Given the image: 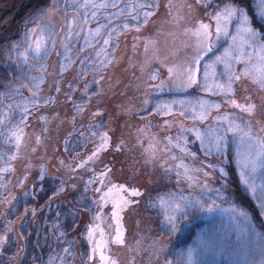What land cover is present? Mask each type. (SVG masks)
<instances>
[{
	"label": "rangeland",
	"instance_id": "rangeland-1",
	"mask_svg": "<svg viewBox=\"0 0 264 264\" xmlns=\"http://www.w3.org/2000/svg\"><path fill=\"white\" fill-rule=\"evenodd\" d=\"M157 1L158 0H149V2L153 3L154 8L155 5L158 3ZM54 2H57L60 5L61 14L52 17V22L55 24L54 30L52 28H49L50 32L54 31L55 36L57 37V42L56 47L54 49H51V44L49 45L51 49V54L45 61L47 66V72L43 77L44 81L48 73L49 66L57 59L59 62L60 71V64L61 62H63L64 59L65 49L60 46L59 41V37L65 35V33L61 31V25L64 24L63 13L67 12L69 19H71L73 15H77V9L73 7H64L66 2L71 5L73 4L74 0H51L49 5L53 4ZM75 2L82 3L83 0H75ZM144 2L145 0H120V7L124 9L125 12H127L128 9L127 7H125L126 5L139 4ZM165 2L166 5H168L169 3L172 5V16L184 17V9H182V5L179 6V4H177L175 8V6H173L174 4L171 3L172 0H166ZM254 2L255 0H252V6L254 5ZM109 3H111V0H109ZM223 5L224 3L222 5H219V7H217L216 9L214 8L215 11L218 10V8H222ZM157 10L158 9H156V11ZM197 10L199 11V8ZM83 11V9H80L79 14L77 15L78 24H80L83 19ZM139 11L140 9H137V12ZM215 11L210 9V12ZM114 12H116V9H113L111 7L100 10L98 16L95 19H90L88 23L81 25V27H83L84 33H87L89 29L96 28L98 23H107L105 16L109 13ZM253 12H255L254 7ZM172 16L169 15L168 7L164 6L163 8H159L156 16L148 22L144 30L139 34V40L135 38L136 42H133L134 45L131 46L132 49H134V54L137 55V61L139 58L138 62L145 68L148 67V72H146L145 74L149 73L153 65H157L155 67L160 71L162 75H165V77L159 79L156 70H153L152 72H150V74H148L149 79L153 73L156 75L155 80L150 79L151 81H153V83L150 85L159 84L161 81H164L165 86L162 90L149 86L146 98L144 99V101L147 99L149 103L145 104L143 101L140 106V109L142 111L154 112L157 103L160 102H195L198 99H205L210 102L217 103L221 107L223 100L226 101L224 95H213L203 91V65H201L199 73V86L193 85L192 87L186 89L176 87V81L170 80L168 78L169 67H175L176 70H180L183 66L186 65L187 59L191 55H193L192 48L190 46L185 47V44H191L192 41H190L189 37L184 34V28L191 27L195 23V21L201 20L197 19L198 17L194 16L190 17V20H188L187 17H184V19L180 22V26L177 27L173 22ZM37 22L38 20L36 19L34 24L28 29L33 28ZM124 23H129V29H135L134 27H131V25H135L136 21L131 20L130 17L128 20H124L123 18L119 20L115 18L113 19L114 25H120L122 27ZM140 24H143L142 19L140 20ZM212 24L214 30L213 21ZM232 29L235 30V25H232ZM26 30L21 33L20 37L16 41H19L24 37ZM76 30L79 31V28H77ZM126 31H121L120 35L124 34ZM84 33H82L79 37L73 35L71 37V40L68 42V55L72 56L73 60L76 61L72 65V68H74L75 71L79 70L81 67L80 60H85V58H87V61L92 62L91 64H88L86 61V71L88 69L92 71V68L96 66L99 60H104L106 63L108 60H110V56L114 52L116 44H118V37H116L111 42V45L106 47L107 55L105 56L103 53H101V55L98 57L97 52L101 47H104L103 40L101 39L99 43L93 41L92 47H86L84 43ZM149 41H155V44L153 45L149 43L148 50L146 51L145 45ZM81 48H84V52L79 51ZM128 49L129 48H127V50ZM57 53H59V55ZM51 55L53 56L51 57ZM211 58L212 57H209V59ZM118 60H121L120 56ZM236 67L240 68L243 67V65H237ZM104 68H100L97 74L99 75V73ZM119 71L120 70H116L112 73L116 75ZM223 71L224 69L222 66L217 67L218 75L216 78L218 80H221V82H223V79L221 76H219V73H222ZM84 72L85 71H83V74ZM25 73L31 76L39 75L38 68H32L31 70H28L26 68ZM16 75H18V71L16 69L14 61L8 60L7 57H5L2 62H0V93L6 91L4 87L5 82L10 80V77L11 79L15 78ZM60 77L61 75H59V78ZM165 79H168L169 82H166ZM209 79L211 81V77ZM18 83L20 85H27L28 81L22 77L18 81ZM65 86L69 87V84H65ZM73 89L69 90L71 92L67 93V96L69 98L71 96L73 97L72 104L75 105L73 109L71 108L72 104L61 105V101L63 100L60 99V104L51 109V114L52 112H54L53 117L41 115V117L47 118V124H45V121L42 120L41 117L39 122L33 123V120L31 118H34L33 115H35L34 112L37 110V108L33 109L31 111V115L28 117L23 141L24 151H22V153L20 154L21 160L26 158L27 163L30 162L28 156L32 155L30 154L32 152H28V154L26 153V155H24L27 149V143H29V145L33 147V145L37 144L35 137H37L38 135L42 136L45 141L51 139L50 142H54L60 145L62 151L66 152L67 149H70L71 153L69 154V156H65L60 154V150H58L55 146L54 149L46 148L43 152H48L50 154L43 153L42 156H44L43 159L45 160V162H47V164H53V166L55 167V169H53L50 166V168H52L51 173L47 172L48 174L44 176L43 180L39 179L40 173L38 175H35V178L29 179V174L32 173V171L35 169L32 168L28 171L26 179L24 175L21 179L15 182L16 185L13 189L9 187L7 191H0V201H3L4 198L9 195V193L15 194L17 196V200L14 201L12 209H7L10 210L12 215H15V217H17V221L20 222L21 227H19L18 232H16V237H20L25 243V248L20 254L21 257L16 259V250L13 241L15 235L13 234L12 236H10L9 233L11 231H8L9 228L11 230L13 229V224L9 222L5 223L6 221L0 224V235H7L5 243L3 245H0V262H8L9 264H13V262L14 264L15 262L16 264H19L20 262V264H24L25 261H28V264H50L51 261V264H61V257L63 256L65 264H68L69 260L76 255L77 257L79 256V258L81 257V259L87 258L84 243L82 241H80L79 243L77 240H75L74 236L71 233V230H73L74 226L76 225L80 226L78 225V222H80V220L82 222H87V220L89 221V219L92 218V212L94 211L96 205V203H93V201H97V199H94V187L97 181L91 185H88L87 190L86 182L92 179L94 175L98 174L99 170L97 169V167L94 171H89V169H92V164L93 167L97 165L98 168H100L101 166H105L106 164H97L95 160L94 162L88 164L90 166H86L81 169H76L75 171H70L69 168H76V165L81 161L78 156L85 151V146L92 145L87 149L91 150L96 145V143L99 142L98 138H94L91 136V132H103L104 123H102L100 120L95 123L87 124L84 122H80L77 123V126L75 125V131H73V124L71 120L74 115L77 117V115L80 116L83 112H86L88 116L90 115V117H92L91 114L93 112L90 111L89 108L84 109V106L80 105L79 101L75 100L74 94L72 92ZM20 93V96H15L13 98L16 100H20L22 99V97L30 96L28 87L20 88ZM68 100L69 99H66V101H64L68 102ZM7 103L8 100L4 99L3 104L6 105ZM41 104L45 105L43 103V100H41L40 105ZM77 106L84 109L82 113L77 114L74 111ZM222 109L223 111H217L216 109H212L208 120L205 122L194 121L189 115L188 117L181 116L188 120L187 126L184 122L179 123L183 124L184 127L186 126L185 128L192 127L193 124H195L196 127L200 128L201 130H204L208 127L216 125L217 122L214 120V118L218 114H234L235 117L241 122L247 119L244 115H241L239 112L236 111L238 109L232 107L229 103L223 106ZM185 110L191 113V105L186 104L185 107L182 108L179 103H177L173 105L172 113L179 114L181 111ZM213 110L216 113H213ZM63 113H65L64 116ZM68 114H70L69 117H67ZM83 116H86L85 113H83ZM19 119L20 116L19 112L17 111L11 123L15 124ZM81 120H85V118L81 117ZM96 124L102 125V127H100L99 129L89 127L90 125ZM253 125L255 127L256 123H253ZM44 127H47V132L43 131ZM50 131L51 133H49ZM81 131L85 132L84 137H80L79 133ZM54 132L59 133H57V135L55 136ZM69 132L73 133L71 137L68 136ZM63 134L64 137H62ZM179 134V130L175 131L172 135L165 136L163 140L159 141L161 145V150L165 149L166 147L169 148V150L164 151L165 156L164 159L160 161V164H153L150 169L152 175H154L156 178L155 181L158 182H156V186L154 189L147 191V193L145 194V197L142 201V209L140 208L138 211H135V209L132 208L130 210L131 212L129 213L130 218H126V216H128V210L123 211L121 214L123 217V223H125L126 220L127 229H125V239L127 242L124 246H115L114 249L120 250V257L118 258V260L121 264H142L140 261L136 260L135 256L131 257V263L129 249H134V251H137V249L142 248L144 245L141 246V244L145 242L148 235L150 234V231L153 229L155 230V226L156 231L159 232V235H165V233H169L167 231L166 225L162 224V221L164 219V213L159 203L157 202L156 207H152L150 205V201L156 200L157 197L166 194H175L177 197L180 195L188 196L189 194H191L199 199H203L206 201H208V198L211 197L212 199L216 200V204L220 207L215 209L212 213L200 212L195 209L189 210L187 213L188 220H184L183 217H181L177 221L179 225V230L175 235H170L174 240V243L171 244V247L166 246V243L163 238H156V240L152 242L153 248L151 249L153 251V249L156 247L157 251L160 253L157 256L156 254H154V251L152 255L148 254L146 261L143 264H145L148 260L150 262H153V264H165V261H172V264H186L187 250L189 248H193L195 250L194 259L196 261V264H251V262L255 261V251L260 250L259 241L253 235V233H259L261 235H264V214H262L261 210L256 207V202L254 200L250 199L246 194H243V188L239 182V176L238 171L236 169V165L231 159V148L229 151V159L226 163L222 162L221 159L216 156L205 157L204 153L200 150V142L195 139V136L192 133H184L188 140V151L196 154L195 157H192L190 155H186L185 153H181L179 149L168 145L167 140L165 138L171 137L173 141H175ZM66 138L69 141V143L67 144L65 143ZM33 139L35 142L33 141ZM42 144L43 143H41L40 145L42 146ZM154 144L155 142H150V145ZM40 152H42V150ZM87 153L88 152H84V155H86ZM173 155L178 158L182 157L183 162L191 168H202L204 169V171L209 172L210 176L208 177V184L209 187L213 189L220 188L224 184V181L221 180L217 172H213V170L207 168L206 165L208 163H223V166L227 171L228 164L231 168L232 174H234L237 178V191H234L233 188H231L229 176H227L226 188L230 194L228 199L221 200L217 198L215 192H209L207 193V195H202L200 185L204 182L203 174H200V182L194 184L192 187L188 186L187 181L183 177H181L178 181V178L176 176L177 169L175 167V164L178 161H173L171 159ZM61 161L64 162L63 165L60 163ZM32 162L36 163V161ZM0 166H2V164H0ZM108 166V168L112 169L113 171H119L118 167L113 169L111 163L108 164ZM168 167H171V171H166V168ZM35 170L33 172H35ZM4 175L6 177L4 181L5 183L7 179L10 178V176H13L12 172L6 173ZM171 178L174 182L173 184H170L169 182ZM20 180H24L23 187L17 186ZM61 181L64 182V191L60 192L58 195H54L56 190L61 187ZM257 183H259V180H257ZM25 191L28 193V195H24ZM233 200H235V202L240 204L241 206L246 205V202L244 201H247L248 203L249 201H251V205L258 213L257 214L256 212H253L251 208V212L249 214V221L246 226L240 223L238 220H233L230 213L222 212L220 210L222 208H228L230 202H232ZM1 204L2 202H0V205ZM25 208L29 209V211L27 212V217L24 216ZM4 209L7 210L6 207ZM31 209L36 210L35 216H33ZM58 213L59 217L57 216ZM21 216L25 218L23 224L22 221H20ZM4 219L5 217L3 216V220ZM106 222L107 223H105V225H109L111 219H107ZM147 222L149 224L148 227ZM193 224H196V231L194 233V236L188 241H186L187 243L185 245L180 246L179 242L181 241V235L187 232L189 228L193 226ZM61 232L63 233V236L60 235ZM97 238H99L98 234ZM137 241L140 242L138 245L136 243ZM65 247H70L73 255L69 256L64 254L63 249ZM161 249H163V251H161ZM168 249L171 252L169 251L166 255ZM4 255L8 256L11 259L7 261L6 257H3ZM138 259L140 258L138 257ZM10 260L12 261L10 262Z\"/></svg>",
	"mask_w": 264,
	"mask_h": 264
},
{
	"label": "snow or ice",
	"instance_id": "snow-or-ice-1",
	"mask_svg": "<svg viewBox=\"0 0 264 264\" xmlns=\"http://www.w3.org/2000/svg\"><path fill=\"white\" fill-rule=\"evenodd\" d=\"M199 4L201 0H196ZM65 8L73 7L77 9V15L79 10L83 9V19L80 24L77 23V15H73L71 19L68 18V13H63L64 24L61 25V31L65 35L59 37L60 46L65 49L63 62L60 64L59 75H63L65 71L72 67L76 62L72 56L68 55L69 44L73 35L79 37L84 33L82 24H86L90 19H95L100 10L107 9L109 7L116 9V12L109 13L105 16L107 23L97 24L94 29H89L87 33H84V43L86 47H92L93 41L99 43L103 40V46L97 52L99 57L101 53L105 56L106 47L111 45V42L120 35L121 31L129 30V23H124L122 27L120 25H114L113 19L131 20L136 21L134 27L136 31H139L141 27L147 25L150 18L155 15L156 9L159 8V4L153 7V3L149 0H145L144 3L129 4L126 5L128 11L120 7V0H83L82 3L73 4L65 3ZM169 8V15L172 16L171 7L169 3L166 5ZM191 9L192 5H187ZM205 7H211L210 4H206ZM253 7L255 8L254 17L250 16L246 0H228L224 3L222 8H218L215 12L207 13L209 20L214 22V30L212 23H205L203 20H197L191 27L184 28V34L189 37L191 44H185V47H191L193 55H191L186 65L180 70H176L175 67H169V79L175 80L176 87L189 88L193 85H200V68L203 65V91L210 94H222L225 96L226 102L232 107L239 109L242 113H245L249 118L256 115L257 105L251 102V97L246 96L245 100L249 101L246 104L237 102L236 99H232L235 95V85L243 79H248L254 85V87L260 91H264V0H255ZM137 9H140L137 12ZM61 14L60 5L57 2L49 5L45 9H40L34 15L37 17L38 22L36 25L27 29L24 37L7 45L5 47V54L8 60H12L15 63L18 75L15 78L5 82L6 91L0 93V190L7 191L10 187L5 183L6 173L14 171L12 162L17 160L19 155L24 151L23 141L25 136V127L27 125L28 117L31 115V111L39 107L41 99L40 96L41 84L45 81L43 79L47 72V66L45 61L51 54V49L56 47L57 37L54 31L50 32L49 28L54 30L55 24L52 22V17ZM143 20V24H140V20ZM173 22L177 27L180 26V22L184 19L181 16H172ZM47 22V23H45ZM232 25H235V30L232 29ZM79 28V31L76 29ZM149 43L155 44V41H149L145 45V50H148ZM51 44V49L50 45ZM226 45V46H224ZM222 49V50H221ZM84 52V48L79 50ZM59 55V53H57ZM209 57H212L209 59ZM86 61L80 60L81 71H85L86 74ZM91 64V61H87ZM111 63L108 60L106 63L104 60H99L92 71L98 72L100 68L107 67ZM243 65V67L237 68V65ZM222 66L224 71L219 73L223 82L216 77L217 67ZM31 70L32 68H38L39 75L31 76L25 73V69ZM11 75V74H10ZM28 81L27 85H20L18 81L21 78ZM211 77V81L210 78ZM151 80L156 79V75L153 73L150 76ZM99 84V80L96 81ZM152 88L163 89L165 82L161 81L159 84L149 85ZM28 87L30 96L22 97L20 100H16L13 97L20 96V88ZM71 87V84L69 85ZM56 91L59 92V83L56 84ZM84 91H88V83L84 85ZM7 99L8 103L3 104V100ZM45 105L55 103V98L49 96L43 99ZM145 104L149 101L146 99ZM179 103L184 108L186 104L191 105V113L187 110L181 111L180 116L188 117L194 121L205 122L208 120L212 109L217 111L220 105L214 102H210L205 99H198L197 101H172L157 103L154 112L156 114L171 115L173 111V105ZM83 108L77 106L74 111L79 114L83 112ZM19 112L20 119L12 124L11 121ZM98 115V113H93ZM47 124V118L41 117ZM214 120L217 122L215 126L208 127L204 130L196 127L193 124L192 127L185 128L183 124L179 125L180 134L176 140L173 141L171 137H166L168 145L179 149L181 153L195 157V153H191L187 149V137L184 133H192L195 139L200 142V150L204 153L205 157L216 156L226 163L229 159V151L231 148V159L236 165L238 171L239 182L243 188V194H246L250 199L256 202V207L264 214V123L257 120L254 127L251 119H246L241 122L234 114L224 113L218 114ZM76 116L72 117L73 131H75ZM168 123L167 121L165 122ZM90 128L99 129L102 125H90ZM44 132H47V127L43 128ZM72 132L68 133L71 137ZM80 137L85 136V132L79 133ZM91 136L98 138L100 143L96 145L95 150L90 153L84 160L80 161L75 169L69 168L70 171L81 169L86 167L89 163L94 162L99 158L102 151L109 147L110 136L107 131L104 132H91ZM43 137L37 136L36 143L40 145ZM65 143H69L68 139H65ZM121 145L117 144V150H120ZM169 148L163 149L168 151ZM36 148L31 149L32 153H35ZM149 156V160L155 159L157 156V150L155 145H150L149 149L145 150ZM173 161H178L175 164L177 169L176 176L178 181L183 177L189 187L200 182V174H203L204 182L200 185L201 194L207 195L209 192H215L216 197L221 200L229 198V192L226 188L228 173L222 164L208 163L207 168L217 172L224 184L220 188H210L208 184V177L210 173L204 171L202 168H191L183 162V158L171 157ZM63 165V161L60 162ZM163 166V164H162ZM32 165L29 162L25 166V179L27 173L31 169ZM182 170V171H181ZM89 171H94L89 169ZM166 171H171V167L166 168ZM111 172V169L105 166V170L93 176L92 179L86 182L87 186L95 183L97 180L100 185H104L105 181ZM46 175V169L43 164L40 165L39 179L43 180ZM259 180V183H257ZM64 182L61 181V187H59L54 195H58L64 191ZM18 187L24 186V180L18 182ZM74 187V186H73ZM96 193L99 194V200L93 201L98 203L101 207V211L97 212L94 216V221L97 223L89 224L87 227L86 238L89 245V252L87 254L86 264H96L98 258L99 264H119L118 259L114 258L110 254L109 244L118 246H124L126 244L125 230L122 224V212L128 207L132 201L126 199L122 193L130 192L131 196L139 197L142 193L135 187L127 188L124 184H112L107 191H103L102 187L95 188ZM115 194V198H114ZM24 195H28L25 191ZM235 195V194H232ZM17 200L15 194L9 193L2 202L8 205L9 209H12L14 201ZM112 202L111 218L115 223V234L108 235L104 229L100 227L99 221L102 218L103 204ZM210 201V202H208ZM208 201L199 199L194 195L188 196L175 194H166L159 196L156 200L150 201L152 207L157 206L159 203L164 213V219L162 224L166 225L167 231L170 235H175L179 230L177 221L183 217L184 220H188V211L195 209L200 212L212 213L220 206L216 204V200L211 197ZM90 210V209H85ZM222 212H228L232 216L233 220H238L240 223L247 225L249 221L248 211L236 203L235 200L230 202L229 207L226 209H220ZM25 214L29 211L25 208ZM33 216L36 214L35 209H31ZM59 217V213L57 214ZM23 219V216L20 217ZM58 227V225H57ZM111 227V226H110ZM10 232L11 229L9 228ZM97 234L99 238H97ZM63 236V233H60ZM260 244L261 255L256 261L251 264H264V235L259 233H253ZM7 239V235H0V245H3ZM137 245L140 243L136 242ZM132 251V249H129ZM163 251V249H161ZM63 253L66 255H73L70 247H65ZM195 250L189 248L187 250L186 264H196L194 259ZM51 264V261H50ZM61 264H65L63 256L61 257ZM165 264H172V261H165Z\"/></svg>",
	"mask_w": 264,
	"mask_h": 264
},
{
	"label": "trees",
	"instance_id": "trees-1",
	"mask_svg": "<svg viewBox=\"0 0 264 264\" xmlns=\"http://www.w3.org/2000/svg\"><path fill=\"white\" fill-rule=\"evenodd\" d=\"M50 1L51 0H0V62H2V60L6 57L4 51L5 47L15 42L20 37L22 32H24L26 29H28L34 24L37 19L34 13H36L40 9H45L50 4ZM165 1L166 0L157 1L159 4V8H163L164 6L166 7ZM225 2L227 3L228 0H201L199 4L196 2V0H172L171 3L174 4L173 6H175V8L177 4H179V6L182 5V9H184L183 15L185 18L187 17L188 20H190V17L194 16L198 17L197 19L204 20L207 23H212V21L209 20L207 13H210V9L215 11V9L219 7V5H222ZM251 2L252 0H246V5L248 6L250 16L254 17L253 6ZM206 4H210L211 7H205ZM187 5H192L191 9H189ZM198 8L199 11L197 10ZM158 10L155 12V15L150 18V20H152L156 16ZM145 26L146 25L141 27L139 31H136L135 29H129L124 34L118 36V44H116V48L110 56L111 63L108 64L107 67H105L99 73V75L97 74V72L92 73L93 71H91L90 69L86 71V74L85 72L83 74V71H81L80 69L75 71L74 68L71 67L63 73L64 75L59 78V62L57 66L55 63L54 71L48 69L45 82L41 85L42 91L40 92V96L43 99H46L49 96L54 97L55 103H50L47 105L41 104L39 108L37 107V110L34 112V118H31L34 123L40 121L41 115L53 117L54 112H52L51 114V109L60 104V99L63 100L61 101V105L72 104L73 97L71 96L69 98L67 96V93L71 92L69 90H72L74 88L72 92L74 94L75 100L79 101L80 105L84 106V109L89 108L90 111H93L91 114L92 117H90V115L88 116L86 112H83L86 115L85 117L83 116V113L80 116L77 115L75 125L77 126V123L80 122H84L87 124L95 123L100 120L102 123H104L103 132L107 131L108 135L111 138L109 141V147L100 153L99 158L96 159V163L106 164L105 166L107 167H109L108 164L111 163L113 169L117 167L119 169V171H113L111 169V172L109 173L104 185H100L99 181L97 180L94 187V199H97V201L99 200V194L95 191L96 187H102L103 191H107V189L112 184H124L129 189L135 187L142 193V195L139 197L131 196L130 192L122 193V195L126 199L132 201V203L128 205V209L125 208L124 210L129 211L127 213L128 216H126V218H130L129 213L131 212L130 210L132 208L135 209V211H138L140 208L142 209V201L145 197V194L147 193V191L154 189L156 186V182H158L155 181L156 178L154 175H152L150 169L153 164H160V161L163 160L165 156L164 151L161 150V145L159 141L163 140L165 136H170L173 134V132L178 131L180 125L179 122H184L187 126L188 121L185 118L181 117L178 113H172L171 115H161L156 114L152 111H142L140 109L142 102L146 98L148 87L150 84L153 83V81L149 79L148 74H150V72H152L153 70H156L159 79L165 77V75H162L160 71L155 67L157 65H153L149 73L145 74L146 72H148V67L145 68L144 66H142L138 62L139 58L137 61V55L134 54V49H132L131 47L136 42L135 38L139 40V34L144 30ZM127 48L129 49L127 50ZM119 56L121 60H118ZM71 70H74V73H72ZM116 70L120 71L118 72V74L114 75L112 72ZM68 79H71V81ZM97 80H99V84L94 83ZM165 81L169 82L168 79H165ZM57 82L59 83V92L56 91ZM86 82L88 83L87 93H85L84 91V85ZM65 84H71V87L65 86ZM246 96H250L251 102L257 105L256 115L249 118L245 113H242L239 109L236 111L239 112L241 115H244L247 119H251L252 123H256L257 120L264 123V91L256 89L254 85L250 82V80L243 79L235 85V95L231 98L236 99L239 103L246 104L249 102L245 100ZM66 99H69L68 102H65ZM225 105H227V103L225 100H223L221 107L218 111H223L222 107ZM74 106L75 105L72 104L71 108L73 109ZM93 113H98V115L94 116ZM213 113L216 112H214L213 110ZM64 115L65 113H63V116ZM69 115L70 114H68L67 117H69ZM81 117L85 118V120H81ZM166 121L168 122L167 124L165 123ZM49 133H51V131ZM57 133L54 132L55 136L57 135ZM62 137H64V134ZM50 140L51 139L45 141L43 138L42 142L44 144L46 143L47 145H49L50 149H54L55 146L58 150H60V154L69 156V154L71 153L70 149H67L66 152L62 151L60 145L54 142H50ZM149 141L152 143L155 142L154 145L157 150V156L155 159L152 160H149V156L145 151L146 149H149ZM99 143L100 141L96 143V145ZM117 144L121 145L120 150H117ZM96 145L91 150L87 149L92 145L85 146L84 152L88 153L84 155L83 152L78 156V158L81 161L84 160L88 155H90L92 151L95 150ZM43 151L45 150L43 149ZM43 151L40 152L36 148L35 153H30L32 155L28 156L29 161L32 163L31 169H36H34L35 172H33V170L32 173L29 174V179L35 178V175H38L40 173L41 162L45 166L46 174H48L47 172L51 173L52 168L55 169L53 164H47V162H45V160L43 159L44 156H42L43 153H45ZM24 155H26V153ZM21 161L26 160L24 158ZM32 161H36V163L40 164H33ZM25 166L26 164H16V166L14 167V171L12 172L13 176L8 178L6 181V183L10 185L11 189H13L16 185L15 182L25 175ZM50 166L52 168H50ZM105 166H101L100 168H98L97 165L93 167L92 164V169L95 170L97 167L100 173L105 170ZM227 167V173L231 184L230 186L231 188H233L234 191H237V178L234 174H232L231 168L228 164ZM169 182L170 184L174 183L172 178ZM244 202H246V207H243L248 211L249 214L251 212V208L253 212H256L253 206L251 205V201H249L250 204L247 201ZM1 205L0 224L5 221V223L9 222L13 224V231L11 230L9 235H15L13 241L16 250L15 257L17 259L21 257L20 254L25 248V243L23 239H21L20 237H16V232H18V229L19 227H21V224L17 221V217H15V215H12L11 211L7 209L9 208L8 205H5L3 203ZM5 207L7 210L4 209ZM100 211L101 207L98 203H96L95 209L92 212V218L89 219V221L87 220V222H82L80 220V222H78V225L80 226L76 225L74 226V229L71 230V233L74 236L75 240H77L79 243L80 241L84 243L86 255L89 252V245L86 238L87 227L89 224L97 223V221H94L93 218L96 213ZM111 212L112 202L109 201L108 203L103 204L102 218L99 223L100 227L103 228L105 233L108 235L115 234V226L114 221L111 218ZM3 216L5 217L4 220ZM24 216L27 217L28 214L26 213L24 214ZM107 219H111L109 225H105V223H107ZM20 221H22L23 224L25 218L23 217V219ZM122 224L124 230L127 229L126 220L125 223H123L122 221ZM148 225L149 224L147 222V227ZM195 231L196 224H193V226L189 228L187 232L181 235V241L179 242L180 246L185 245L187 243L186 241H188L194 236ZM160 237L164 239L167 247H171V244L174 243V240L169 233H165V235H159V232L156 231L155 226V230H151L145 242L141 244V246L144 245L142 248L137 249V251H134V249H132V251L129 250L131 263L132 256H135L136 260L140 261L142 264L146 261L147 255H152L153 251L154 254H156L157 256L160 252L157 251L156 247L153 249V251L151 248H153L152 242L156 240V238ZM115 246L116 245L114 244H109L110 254L114 258L118 259L120 257V250L114 249ZM169 251L170 250L168 249L166 255ZM5 255L3 257H6V260L9 261V259L11 258ZM260 255L261 249L259 251H255L254 260H258L260 258ZM138 257L140 259H138ZM86 260L87 258L81 259V257L79 258V256L77 257L76 255L69 260L68 264H86ZM11 261L12 260H10V262ZM0 264L9 263L0 262ZM24 264H28V261H25ZM96 264H99L98 259H96ZM119 264H121L120 261ZM145 264H153V262H150L148 260Z\"/></svg>",
	"mask_w": 264,
	"mask_h": 264
},
{
	"label": "flooded vegetation",
	"instance_id": "flooded-vegetation-1",
	"mask_svg": "<svg viewBox=\"0 0 264 264\" xmlns=\"http://www.w3.org/2000/svg\"><path fill=\"white\" fill-rule=\"evenodd\" d=\"M53 55H51V57H52ZM56 61V62H55ZM50 66H49V68L48 69H51L52 71H54V66H55V63H56V66H57V64H58V60L56 59ZM72 71V73H74V70H71ZM54 73V72H53ZM52 73V74H53ZM72 73H71V75H72ZM64 75V74H63ZM10 79H11V77H10ZM68 80H70L71 81V79H68ZM63 86H64V84H63ZM35 139H36V137H35ZM33 141H34V139H33ZM35 142V141H34ZM43 143V142H42ZM37 146V144H35V145H33V147H36ZM41 146V145H40ZM39 145L36 147L39 151H43V149L45 150L46 148H49V145H47L46 143L44 144H42V146L40 147ZM33 147H31L30 145H29V143H27V149H26V151H25V153H28V152H30V150L33 148ZM31 148V149H30ZM41 148V149H40ZM21 155H19V160H18V158H17V160H15V161H13L12 162V165H13V168L16 166V164H28L27 163V161H21V157H20ZM23 160V159H22ZM25 160H26V158H25ZM32 164V163H31ZM33 164H36V163H33ZM37 164H40V163H37ZM10 177H12V176H10Z\"/></svg>",
	"mask_w": 264,
	"mask_h": 264
}]
</instances>
